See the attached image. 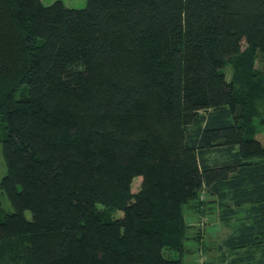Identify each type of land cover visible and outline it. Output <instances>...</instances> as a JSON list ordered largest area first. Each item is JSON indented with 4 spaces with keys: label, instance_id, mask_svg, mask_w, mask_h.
Masks as SVG:
<instances>
[{
    "label": "trees",
    "instance_id": "1",
    "mask_svg": "<svg viewBox=\"0 0 264 264\" xmlns=\"http://www.w3.org/2000/svg\"><path fill=\"white\" fill-rule=\"evenodd\" d=\"M86 1L0 0V264H185L204 193L264 264V0Z\"/></svg>",
    "mask_w": 264,
    "mask_h": 264
},
{
    "label": "rangeland",
    "instance_id": "2",
    "mask_svg": "<svg viewBox=\"0 0 264 264\" xmlns=\"http://www.w3.org/2000/svg\"><path fill=\"white\" fill-rule=\"evenodd\" d=\"M59 0H42L45 6H50ZM71 9H84L87 5L86 0H60ZM264 63L262 58L259 56L255 60L256 70L262 71ZM227 78L230 79L232 76L231 67L225 69ZM260 114L264 116V104L260 107ZM264 118V117H263ZM261 119L255 120L254 125L258 128L257 139L264 140V126L260 123ZM7 174V166L3 153V144L0 143V183L3 177ZM141 179L135 180L133 186L135 188L139 185ZM0 217L6 214L13 213L14 207L6 194H1L0 197ZM213 198L210 195L203 194L201 197V209L196 210V207L185 208V218L189 224V239L186 242L185 252L182 254V259L185 264H226L227 262L234 259L237 254L231 252L224 244L225 240L232 233L231 228L225 226L221 219V209L213 203ZM28 218H31V213H26ZM259 251L255 255L256 259L261 258ZM171 258H180L181 255L178 253H167Z\"/></svg>",
    "mask_w": 264,
    "mask_h": 264
}]
</instances>
